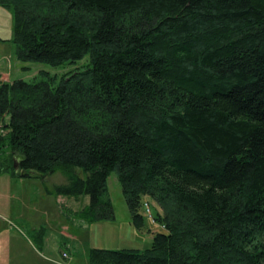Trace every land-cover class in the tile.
<instances>
[{"label":"trees","instance_id":"1","mask_svg":"<svg viewBox=\"0 0 264 264\" xmlns=\"http://www.w3.org/2000/svg\"><path fill=\"white\" fill-rule=\"evenodd\" d=\"M15 56L73 70L0 76V173L61 172L110 221L116 172L145 249L88 264H264V0H0ZM14 161L16 167L13 166Z\"/></svg>","mask_w":264,"mask_h":264},{"label":"rangeland","instance_id":"2","mask_svg":"<svg viewBox=\"0 0 264 264\" xmlns=\"http://www.w3.org/2000/svg\"><path fill=\"white\" fill-rule=\"evenodd\" d=\"M12 35V11L0 6V76L3 75L1 79L5 81L15 79L29 81L41 70L51 75H61L85 62L82 60L74 64L65 63L58 67L45 63L21 62L15 56ZM0 133L5 131L0 128ZM25 178H30L24 182L27 185L40 183L47 188L42 193L41 211L38 213L36 210V213H33V210L26 209L25 220H16L14 217L11 221L14 232L0 230V247L5 250L7 236H10L9 249L14 251L9 257L0 256L1 264H88L91 248L142 250L150 246L153 234L164 230L163 226L153 219L154 202L148 197L143 198L139 209L144 217L143 227L137 229L131 224L130 213L115 171L107 178L108 192L114 210V219L110 221L88 222L82 219L79 212H76L77 208L83 206L82 198L60 195L56 203L55 187L66 182L61 172L57 171L50 175V185L37 180V177ZM19 183L9 173L0 175V213L7 212L18 216L22 203L17 198L10 200L1 195L3 191L7 194L12 185ZM3 185L8 191L3 189ZM14 195H17V190ZM28 216L30 220L27 219ZM63 225L66 228L62 227ZM33 226L35 232L31 230ZM63 253L67 256L63 257Z\"/></svg>","mask_w":264,"mask_h":264},{"label":"crops","instance_id":"3","mask_svg":"<svg viewBox=\"0 0 264 264\" xmlns=\"http://www.w3.org/2000/svg\"><path fill=\"white\" fill-rule=\"evenodd\" d=\"M3 76V75H1ZM4 80V79H2ZM5 81V80H4ZM4 173H0V175H2ZM51 175V174H50ZM50 175H45L43 177H37L36 179L41 181V182H47L49 185H50ZM14 179H17L18 182H20L19 184H14L12 185V189H9L8 191V188H6V186L3 185V189L6 191H8L7 194L2 193V197H6L10 200H14V198H17L19 200L20 203H22V209L20 210L18 216H13V214H10V213H0V230L2 229V232L3 230H6L8 232H14V226H13V221L14 220V217H16L15 219L16 220H20V221H23L25 220V215H26V209L29 211V209L33 210V213H36V210L38 213H40L41 211V203H42V193L43 191H45L47 188L43 185V184H34V185H31V184H26L24 183L25 180H30V178H25V177H14ZM21 182H23L21 184ZM35 188V190H34ZM17 190V195H14V192ZM60 195H57L56 194V203L58 202V198H59ZM82 198V199H81ZM77 199H81L83 200L82 201V205L80 209H82L85 205H87L89 203V197L87 195H81L79 197H77ZM7 209V208H6ZM79 208H77L76 212L78 213ZM29 215V214H28ZM29 216H28V218ZM62 227L66 228L65 225H63ZM31 230L33 232H35V227L33 226V228H31ZM23 232V230H22ZM22 234V233H21ZM71 235V234H69ZM153 236V235H152ZM8 237V241L6 242V247H5V250L4 248L0 247V256H5V257H9L10 253L11 252H14V251H10L9 249V239H10V236H7ZM1 264V263H0Z\"/></svg>","mask_w":264,"mask_h":264},{"label":"water","instance_id":"4","mask_svg":"<svg viewBox=\"0 0 264 264\" xmlns=\"http://www.w3.org/2000/svg\"><path fill=\"white\" fill-rule=\"evenodd\" d=\"M13 166L16 167V162L14 161Z\"/></svg>","mask_w":264,"mask_h":264},{"label":"built area","instance_id":"5","mask_svg":"<svg viewBox=\"0 0 264 264\" xmlns=\"http://www.w3.org/2000/svg\"><path fill=\"white\" fill-rule=\"evenodd\" d=\"M67 255H66V253H63V257H66Z\"/></svg>","mask_w":264,"mask_h":264}]
</instances>
